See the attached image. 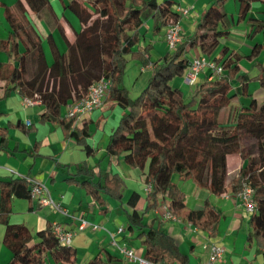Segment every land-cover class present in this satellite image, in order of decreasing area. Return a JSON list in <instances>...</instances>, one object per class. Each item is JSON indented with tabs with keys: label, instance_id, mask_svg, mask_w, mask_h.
I'll return each instance as SVG.
<instances>
[{
	"label": "trees",
	"instance_id": "trees-1",
	"mask_svg": "<svg viewBox=\"0 0 264 264\" xmlns=\"http://www.w3.org/2000/svg\"><path fill=\"white\" fill-rule=\"evenodd\" d=\"M58 1L80 26L77 31L72 29L71 43L58 25L50 0H16L12 7H4L10 31L6 39H0V53L15 65L8 68L0 63V100L11 89L23 97L39 99L43 111L38 123L59 125L63 135L72 138L87 157L95 156L99 149L88 143L92 135L88 115L77 121L76 117L63 116L61 112L84 97L93 81L109 79L104 101L115 103L123 114L108 135L104 157L120 158L130 168L145 171L151 186L141 213L135 209L137 192L130 193L126 202L131 208L126 226L136 232L135 238L144 248L142 257L149 262L189 264L193 246L182 252L162 228L143 221L144 214L155 210L162 200H166L169 213L176 219L190 222L209 238L218 235L222 210L208 197L200 207L189 208L184 192L173 181L177 176L179 180L191 181L194 189L206 190L217 197L239 196L245 187L250 189L254 207L247 213L245 242L254 247V255L260 256L264 264V98L257 102L249 90L251 83L264 89V61L257 59L264 50V20L248 16L251 4H264V0H236L238 11L234 20L224 8L228 0L210 2L192 33L184 39L181 36L175 49L166 52L161 61H151L150 45H141L143 26L150 20L149 32L157 35L170 21L178 20L180 14L173 9L174 1L70 0L67 4ZM29 13L43 19L50 31L58 30L66 45L64 52L58 49L50 32L42 37L36 33ZM244 20L250 22L247 37L253 39L261 33V43L255 42L247 55L228 53L224 47L218 58L212 57L222 65V73L211 80L199 77L189 93L173 86L172 81L182 77L187 69L190 50L197 49L211 57L219 39L229 33L233 24ZM44 41L50 62L44 53ZM127 56L150 66L146 84L134 98L123 85ZM243 58L254 63L255 75L241 72L238 62ZM45 77L51 78V87L43 86ZM235 98L248 101L233 106L231 101ZM223 108L229 109L226 122L220 118ZM10 128L25 135L34 130L33 125L27 128L19 121L0 127V150L7 148ZM247 138L254 140L255 154L243 143ZM229 154H238L242 163L231 178L226 164ZM25 177L0 178L2 244L11 255L6 264H77L76 250L58 241L52 223L31 233L24 224L9 222L13 198L31 201L30 183ZM64 181L83 190L101 207L102 213L107 210L106 199L121 202L123 198L125 183L117 172L106 169L95 172L86 162ZM114 251L100 250L81 264H129Z\"/></svg>",
	"mask_w": 264,
	"mask_h": 264
},
{
	"label": "crops",
	"instance_id": "crops-1",
	"mask_svg": "<svg viewBox=\"0 0 264 264\" xmlns=\"http://www.w3.org/2000/svg\"><path fill=\"white\" fill-rule=\"evenodd\" d=\"M21 1L23 2V0ZM69 1L62 0L64 4ZM172 1H174V11L179 14V10L187 9V13L184 15L180 14L178 19L181 26V36L184 39L192 33L200 16L209 3L214 0ZM15 2L16 0H0V39H6L10 31L5 20L4 7H12ZM50 2L65 38L69 43L73 42L72 29L77 31L80 28L77 19L70 11L64 10L58 0H50ZM224 8L233 20L236 19L238 11L236 0H228ZM29 16L33 24L35 22L37 26L39 24L38 27L44 32L43 35L51 33L58 49L64 52L66 45L64 44L65 48H62L63 44L61 42L64 41L58 30L53 29L50 31L43 19H39L31 13H29ZM248 16L264 20V4L253 2ZM50 23L54 25L53 21H50ZM150 26L151 21L147 20L143 26L145 34L141 45H150V60L155 61L151 59L154 43L162 47L159 57H162L170 50L164 41L165 30L153 35L149 32ZM249 27L250 22L247 20L239 24H233L229 28V33L219 39V45L211 58H218L224 47L228 49V53L249 54L255 42L261 43L263 41L261 33H257L253 39H249L247 37ZM37 34L39 35V33ZM44 43L45 41L43 42V49L44 53H46ZM20 50H23V47ZM47 51L49 50L47 49ZM198 55H200L199 51L192 49L188 52L187 57L191 59ZM45 56L47 61L50 62L51 56L47 54ZM158 58L156 59L157 61ZM257 59L261 62L264 61V50ZM0 63L8 68H12L15 65L4 53H0ZM139 65L140 75L143 73L142 70L150 67L143 66L140 62ZM238 65L241 72L249 76L257 73L254 63L244 58L239 60ZM148 72L150 73V71ZM200 77H206L205 73H202ZM174 80L177 81L174 84L172 82L173 86L188 93L191 91V88L182 83V77ZM251 89H253V92ZM249 90L257 102L263 100L264 89L260 88L257 83H251ZM136 93H138V89ZM247 101L245 98H235L231 101V104L233 106L245 105ZM42 111L43 105L39 102L32 105H24L23 96L16 89H11L8 95L0 100V127H5L7 123L14 124L18 121L24 123L25 126V121H30V125L26 126L27 128L31 125L34 126V130L28 135L23 134L18 129H9L7 133V148L0 150V178L28 176L37 181H42L48 187L50 195L55 202L63 209H66L67 215L55 210L52 206H39L33 201L13 198L11 213L8 216L9 222L24 224L31 233L43 229L47 223H58L67 229L75 231L71 246L76 250L77 264L87 261L100 250L112 251V236L119 245L133 248L137 255L143 256L144 248L140 245V241L135 238L136 232L129 231L126 226V216L131 212V208L127 206L126 202L130 193L137 192L139 200L135 209L141 213L145 208V196L147 193L145 189L148 184L145 171H141L138 168H130L120 158L104 157V147L108 135L112 128L116 126L123 111L115 103L103 100L101 106L88 115L86 119L91 123L89 129L92 133L88 143L99 149L95 156L89 157L85 155L72 138L63 135L59 125L52 123L39 124V115ZM65 112L66 107L61 112L63 116ZM228 115L229 109L223 108L220 113L221 120L224 116L228 117ZM243 143L245 144V142ZM83 162H86L88 167L93 168L95 172H98L99 169L117 172L124 180L125 188L121 202L106 199L105 206L107 210L105 213L100 212L101 207L90 196H86L83 190L64 181L67 177L72 176L75 173V168L79 167ZM226 164L228 175L236 173L242 165L240 156L238 154L227 155ZM173 181L181 188L179 179L173 177ZM183 182L190 190V199L187 198V195L182 190L185 194L186 205L189 208L200 207L204 198L208 197L215 206L222 210L223 218L220 221L216 237H207L205 233L196 229L190 222L184 223L178 219H165L162 206L166 204V200H162L155 210L144 214L143 221L162 228L173 237L182 252H187L189 247L193 246V251L189 254V264H199L205 261L208 256L210 243L219 245L224 249L223 255L216 264H262L261 257L254 255V247L245 242L248 233L247 213L244 210L243 203L240 201V196L226 194L217 197L206 190L194 189L191 181ZM81 219L85 220L87 225L82 231H77ZM93 225L97 227L94 229ZM119 229H121L120 232ZM3 233L4 227L0 223V264H6L11 257L9 251L2 244Z\"/></svg>",
	"mask_w": 264,
	"mask_h": 264
},
{
	"label": "built area",
	"instance_id": "built-area-1",
	"mask_svg": "<svg viewBox=\"0 0 264 264\" xmlns=\"http://www.w3.org/2000/svg\"><path fill=\"white\" fill-rule=\"evenodd\" d=\"M179 12L181 15H184L187 13V9L179 10ZM164 41L170 51L174 50L177 44L181 41V26L179 20H173L168 23L164 31ZM222 71L223 67L219 62H216L211 57L200 54L190 59L187 69L182 76V83L185 86L192 88L194 83L202 73H205L207 80H211L214 77L219 76ZM109 87L110 80L106 78H100L88 88V92L84 97L74 100L67 106L65 115L67 117H76L77 121H80L81 119L89 115L93 110L101 106ZM38 102L40 103V100L37 98L23 97L24 105H32ZM25 124L26 126H29L30 121H25ZM25 178L30 183L29 195L30 199L33 202H35L39 206H52L55 208V210L67 215L66 209H63L52 198L45 183H43L42 181H37L30 177ZM150 189V184H147L145 190L148 192ZM239 196L241 202L243 203L244 210L246 211V213H250L254 207V204L251 201L250 189L248 187H245L244 191ZM162 208L163 216L165 219L176 220V218L169 213L166 204H164ZM86 225V221L81 219L77 231H82L86 227ZM96 227V225H93L94 229ZM52 231L61 244L71 245L75 231L67 229L63 225L58 223H52ZM120 231L121 229H119V232ZM111 247L112 249L117 251V253L121 257H123L129 264H164L160 262L147 261L142 256L137 255L133 248L125 245H119L113 236ZM223 252V247L214 243H210L208 246L207 259L200 264H216V262L223 255Z\"/></svg>",
	"mask_w": 264,
	"mask_h": 264
},
{
	"label": "rangeland",
	"instance_id": "rangeland-1",
	"mask_svg": "<svg viewBox=\"0 0 264 264\" xmlns=\"http://www.w3.org/2000/svg\"><path fill=\"white\" fill-rule=\"evenodd\" d=\"M73 15V14H72ZM36 23V22H35ZM33 24L34 25V28H35V31L37 32V33H39V35H43V31H41V29L38 27L39 26V24H38V26L36 25V24ZM38 27V28H37ZM70 34H72V33H70ZM33 35V34H32ZM154 41V40H153ZM63 45H62V48H65V46H64V42H61ZM46 43H44V47H45V54H47L48 56L50 55V53H49V51H47V49H48V47L46 48ZM49 50V49H48ZM162 50V47H159V45L158 44H156V43H154V49H153V51L151 52V59L152 60H156L158 57H159V52ZM49 53V54H48ZM163 57H164V55L162 56V57H159L158 58V61H161L162 59H163ZM139 67H140V65H139V62L137 61V60H134V59H132V58H130L129 56H127V64H126V67H125V69H124V80H123V85H124V87L128 90V92H129V95H130V97L131 98H134V97H136L137 96V94H139V91L144 87V85L146 84V81H147V79H148V77H149V72L148 71H150V67L149 68H145L144 70H142L143 71V73H141V75L139 74ZM33 70V68L31 67V69H30V71H32ZM97 80H95V81H93L92 83H94V82H96ZM176 81L177 80H174V81H172L173 82V84L174 83H176ZM91 83V84H92ZM46 84H47V86L48 87H51V85H52V80H51V78H49V77H45V79H44V83H43V86H46ZM254 87V86H253ZM137 89H138V93H136V91H137ZM252 90V92H253V89H251ZM31 95H34V94H32L31 93ZM235 101V100H234ZM236 102V101H235ZM234 103V102H233ZM235 104V103H234ZM222 121L223 122H226L227 121V116H224L223 118H222ZM245 144H246V146L249 148L248 150H249V152L251 153V154H255V147H254V140L253 139H251V138H247L246 140H245ZM238 172V171H237ZM237 172L236 173H233L232 175L230 174V175H228L229 176V178H231L232 176H234L235 174H237ZM175 177V179H178L177 178V176H174ZM179 182H180V185H181V188H182V190L185 192V194L187 195V198L188 199H190V197H191V195H190V190L188 189V187L187 186H185V183L182 181V180H179ZM239 197V196H238ZM240 198V197H239ZM31 200V199H30ZM32 201V200H31ZM240 201H241V199H240ZM14 222H16V221H14ZM11 223V222H10ZM13 224H18V223H13ZM19 224H21V223H19ZM126 246V245H125Z\"/></svg>",
	"mask_w": 264,
	"mask_h": 264
}]
</instances>
